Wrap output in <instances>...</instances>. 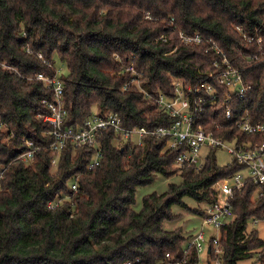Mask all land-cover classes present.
I'll use <instances>...</instances> for the list:
<instances>
[{"label": "trees", "instance_id": "1", "mask_svg": "<svg viewBox=\"0 0 264 264\" xmlns=\"http://www.w3.org/2000/svg\"><path fill=\"white\" fill-rule=\"evenodd\" d=\"M236 26L261 37L264 45V0H0V165H6L0 189V264L198 260L192 246L182 261L194 234L185 235L180 226L166 228L164 222L179 216L172 207H185V196L205 205L215 202L217 180L242 166L217 163L215 149L201 166L176 165L178 152L166 147V137L147 134L134 144L113 132L101 140L98 164L89 166L94 148L71 144L54 164L50 128L38 116L47 113L41 99L52 91L34 76L57 74L54 55L65 64L67 74L59 75L65 125L81 124L96 112H114L125 126L154 129L173 120L155 101L161 92L173 94L171 76L195 83L213 69L210 43H184L177 34L178 29L199 32L217 40L251 84L245 98L232 100V118H225L222 88L201 122L229 140L233 135L262 140L264 133L245 135L235 127L245 111L264 121V58L248 60L256 44L242 39ZM130 63L143 71V90L129 82ZM216 123L223 127L216 129ZM24 138L40 146L30 161L18 158L27 149ZM175 173L180 182L144 195L139 210L133 207L138 186L157 174ZM255 189L249 181L231 198L235 216L219 229L218 264L253 256L264 264V239L255 228L247 230L248 221L264 212V197L253 199ZM189 209L201 215L204 210Z\"/></svg>", "mask_w": 264, "mask_h": 264}, {"label": "built area", "instance_id": "2", "mask_svg": "<svg viewBox=\"0 0 264 264\" xmlns=\"http://www.w3.org/2000/svg\"><path fill=\"white\" fill-rule=\"evenodd\" d=\"M170 19L173 20L174 17L171 16ZM236 30L241 34L242 39L256 44L255 50L247 53L248 60L263 59L264 45L261 37L249 36L241 26H236ZM177 34L184 43H201L204 41L210 43L215 58L212 60L213 69L204 72L198 81L187 83L182 77L171 76L173 94L167 95L161 92L155 98L159 109L173 117L170 124L154 129H148L144 126L128 127L123 124L122 118L117 113L96 112L85 118L81 124L65 125L64 119L67 110L64 104L63 81L58 73L50 76L43 72L36 73L34 78L42 81L46 87L51 89L52 95L50 98L41 99L48 111L44 114H38V116L50 128L51 140L48 147L55 153V157L52 159L54 164L60 151L67 144L94 148L93 158L89 166L98 164L102 156L101 140L107 132H113L119 139L131 141L134 144H141L142 138L147 134L166 137V147L178 152L175 158L176 165L195 164L201 166L211 149L224 148L230 155L229 162L235 161L242 168L229 177L217 180L215 188L218 198L215 202L207 204L202 214L203 223L210 225L214 232L207 233L201 227L186 243L182 258V261L186 260L185 255L188 252V247L193 246L198 260L190 264H200V254L203 251L207 252L208 264H218V255L222 252V246L218 243L219 229L235 216L231 198L234 197L235 193H240L249 181L256 187L253 199L264 197V139L258 140L253 137L240 139L238 135H233L232 139L229 140L215 134L213 130L205 128L201 122L204 110L206 107L216 104L222 88L224 90V115L226 119H230L232 118V100L245 98L251 89V84L244 80L243 69L232 64L226 50L217 40L211 37L205 38L199 32L188 33L182 29H178ZM160 38L166 40L165 35H161ZM37 56L43 57L40 52L37 53ZM44 61L46 60L44 59ZM14 70L16 71V69ZM126 70L130 72L129 82L143 90L141 86L143 71L135 68L133 63H130ZM27 79H31V77H27ZM127 85L128 82L122 86V89H126ZM144 95L149 96L145 90ZM220 127L223 126L216 123L215 128ZM235 127L245 135L264 133V121L253 120L249 111H245L236 119ZM134 137H136V141H133ZM23 140L27 149L20 153L18 158L23 161H30L40 146L35 145L29 139L24 138ZM202 147L207 148L204 156L199 153ZM5 168L6 165H0V189ZM71 186L72 189L76 190V183ZM251 220L253 223L264 221V212L262 217H254ZM211 254L215 255L214 259H211ZM168 256L169 253H166L165 258ZM180 263V260L175 262V264ZM125 264H131V261H127ZM138 264H141L140 260H138ZM156 264H171V262L162 259Z\"/></svg>", "mask_w": 264, "mask_h": 264}, {"label": "rangeland", "instance_id": "3", "mask_svg": "<svg viewBox=\"0 0 264 264\" xmlns=\"http://www.w3.org/2000/svg\"><path fill=\"white\" fill-rule=\"evenodd\" d=\"M54 60V67L57 70L58 75H66L67 74V68L65 64L59 59L58 56H53ZM96 107H94L95 109ZM0 130H4V125L0 123ZM133 141H136V137L133 138ZM207 152L206 147H202L200 149L201 156H204ZM216 161L219 164H226L230 160L229 153L224 148H217L214 151ZM181 181V177L179 174L175 173L169 176H165L162 174H157L155 179L146 185H141L136 188V195H135V203L133 207L136 210H139L142 204V198L144 195L151 193V192H157L161 193L165 191L169 185V183H178ZM184 202L186 203V206H179L174 205L172 207V210L174 213H178L179 216L173 220H167L164 222V227L166 228H175V227H182L183 233L185 235L187 234H195L198 232L201 227L205 229V231L208 232H214V229L208 225L203 223L202 215L196 212H193L189 209V207H202L205 208L204 202H198L195 199L185 196ZM255 228L258 232L259 237L264 239V221H259L256 223H253V221L250 219L247 223V230ZM209 258L207 256V252L203 251L200 254V264H208ZM238 264H259L256 261L255 256L250 258H245L238 261Z\"/></svg>", "mask_w": 264, "mask_h": 264}]
</instances>
